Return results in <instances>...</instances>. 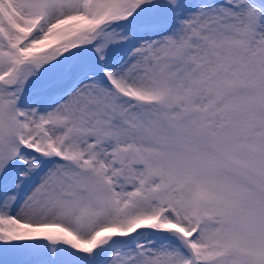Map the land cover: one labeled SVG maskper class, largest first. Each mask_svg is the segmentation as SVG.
<instances>
[{
  "label": "snow or ice",
  "instance_id": "obj_1",
  "mask_svg": "<svg viewBox=\"0 0 264 264\" xmlns=\"http://www.w3.org/2000/svg\"><path fill=\"white\" fill-rule=\"evenodd\" d=\"M0 264H264V0H0Z\"/></svg>",
  "mask_w": 264,
  "mask_h": 264
},
{
  "label": "rangeland",
  "instance_id": "obj_2",
  "mask_svg": "<svg viewBox=\"0 0 264 264\" xmlns=\"http://www.w3.org/2000/svg\"><path fill=\"white\" fill-rule=\"evenodd\" d=\"M56 46V42L55 41H50L48 42V44L42 49L43 51H47L49 50L51 47H55Z\"/></svg>",
  "mask_w": 264,
  "mask_h": 264
}]
</instances>
